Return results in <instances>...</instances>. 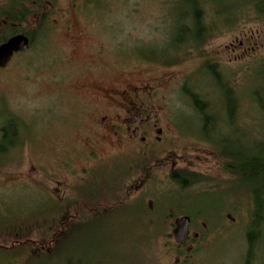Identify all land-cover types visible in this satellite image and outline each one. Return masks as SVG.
<instances>
[{"label":"rangeland","instance_id":"374dc122","mask_svg":"<svg viewBox=\"0 0 264 264\" xmlns=\"http://www.w3.org/2000/svg\"><path fill=\"white\" fill-rule=\"evenodd\" d=\"M9 1L0 0V12ZM205 1L214 36L165 60L157 51L175 33L176 0L35 6L48 12L45 33L0 69V129L9 118L22 123L11 143L0 142L9 152L0 155V264L246 263L252 193L220 151L240 157L246 144L264 141L252 100L262 86L264 18L250 4L235 18L216 16L214 1ZM37 21L20 28L35 31ZM207 65L238 99L233 128ZM136 89V106L157 126L146 144L106 127L131 109L122 93ZM191 94L217 102V133L207 137L224 140L223 148L203 134ZM175 171L199 181L183 188ZM183 216L192 222L181 246L174 233ZM261 248L256 264H264Z\"/></svg>","mask_w":264,"mask_h":264},{"label":"trees","instance_id":"16d2710c","mask_svg":"<svg viewBox=\"0 0 264 264\" xmlns=\"http://www.w3.org/2000/svg\"><path fill=\"white\" fill-rule=\"evenodd\" d=\"M213 1L214 6L211 11L216 16H224V18L233 16L235 18V12L243 6L250 4L253 6L255 14L258 17L264 18V0H244L242 4L225 2L226 0ZM8 5L6 9L0 12V43L6 42L14 35L23 33L30 37L31 49L35 35L43 31L45 33L46 31V13H38L41 8L39 7L37 11V7H35L46 6L45 2L42 0H10ZM25 5L34 7L36 10L28 9ZM174 5L176 8L181 9L175 21V33L171 37L167 48L157 51L159 56L164 60L173 56L174 50H182L185 45L195 48L201 47L214 36L217 29L214 22L209 20L208 6L205 0H176ZM33 16L41 17L38 22V28L35 31H26L20 28L22 24H27L28 19ZM151 54H155V52ZM204 72L212 77L217 89L223 94V109H221V113L227 117L228 122L226 124L230 128H233L232 125H234L238 113V99L234 91L231 90L228 83L218 74L216 66L207 65ZM259 73L262 86L260 88L257 87L252 92V100L264 120V68ZM191 98L195 108L202 117L204 124L203 134L206 135V139L212 140L207 135H209L210 129L214 134L217 133L214 124H216L218 119L215 116L217 113L213 108L217 102L214 101L212 103L211 99L204 101L195 94H191ZM20 126H22V123L18 119H7L3 128L0 129V142L4 144L11 143L16 135V129ZM212 143L218 145V147L226 144L224 140L219 141L218 139L212 140ZM246 145L247 149L243 152V156L240 155V157H237L234 153L226 152L223 147V150L220 152H224L222 154L223 157L230 159V171L240 177V180L251 189L254 211L252 214V225L248 233L249 251L245 264H256V260L260 256L261 247H264L263 242H259V235L264 234V141L257 145ZM5 153H9L8 150L0 148V155ZM172 174V180L183 188H187L199 181L196 175L193 176L190 173L175 171Z\"/></svg>","mask_w":264,"mask_h":264},{"label":"flooded vegetation","instance_id":"af4514ba","mask_svg":"<svg viewBox=\"0 0 264 264\" xmlns=\"http://www.w3.org/2000/svg\"><path fill=\"white\" fill-rule=\"evenodd\" d=\"M42 1L45 2L47 7L49 6V0H46L47 2L45 0ZM34 4H36V2H34ZM47 16L48 12H46V21H48ZM34 17L38 18V20H40L41 18L39 16ZM139 90L136 89L133 92H130L131 94H129V92L122 93L126 102L129 103V101H131V109L126 110L123 113V116L115 113L113 118H108L109 122L106 127L113 131L114 136L117 135V137L124 138L126 135H128L130 136V138H134L136 140L139 139L142 144H146L149 138L152 136L150 134V131L154 130L157 126L154 124V115L152 113L150 114L146 110L145 105L141 104L139 106H136L135 102L138 101ZM104 129V127L100 128L101 131ZM161 133V131L158 132L159 135ZM120 134L121 136H119Z\"/></svg>","mask_w":264,"mask_h":264},{"label":"water","instance_id":"95a60500","mask_svg":"<svg viewBox=\"0 0 264 264\" xmlns=\"http://www.w3.org/2000/svg\"><path fill=\"white\" fill-rule=\"evenodd\" d=\"M31 41L26 34H18L6 42L0 44V69L8 67L13 58L23 54L30 49ZM191 234V218L183 216L180 218L174 238L179 245L187 243Z\"/></svg>","mask_w":264,"mask_h":264}]
</instances>
